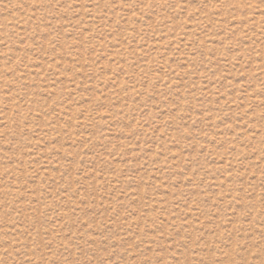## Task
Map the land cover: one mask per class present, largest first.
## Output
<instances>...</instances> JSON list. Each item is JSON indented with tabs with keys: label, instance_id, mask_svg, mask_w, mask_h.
<instances>
[{
	"label": "rangeland",
	"instance_id": "obj_1",
	"mask_svg": "<svg viewBox=\"0 0 264 264\" xmlns=\"http://www.w3.org/2000/svg\"><path fill=\"white\" fill-rule=\"evenodd\" d=\"M0 264H264V0H0Z\"/></svg>",
	"mask_w": 264,
	"mask_h": 264
}]
</instances>
